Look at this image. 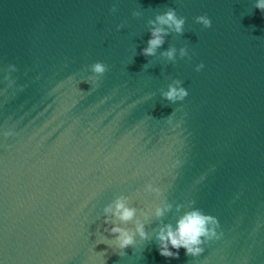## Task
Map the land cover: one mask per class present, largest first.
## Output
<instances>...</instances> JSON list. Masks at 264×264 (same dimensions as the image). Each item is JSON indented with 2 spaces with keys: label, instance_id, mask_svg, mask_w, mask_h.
<instances>
[{
  "label": "water",
  "instance_id": "1",
  "mask_svg": "<svg viewBox=\"0 0 264 264\" xmlns=\"http://www.w3.org/2000/svg\"><path fill=\"white\" fill-rule=\"evenodd\" d=\"M168 7L185 31L162 47L187 45L191 58L140 53L148 19ZM96 61L107 70L94 81ZM175 78L188 95L171 102L160 91ZM148 182L174 205L164 220L176 204L199 207L222 237L178 259L152 241L123 252L99 243L104 205L119 194L138 208L156 200ZM0 261L264 264V12L254 0H0Z\"/></svg>",
  "mask_w": 264,
  "mask_h": 264
},
{
  "label": "clouds",
  "instance_id": "2",
  "mask_svg": "<svg viewBox=\"0 0 264 264\" xmlns=\"http://www.w3.org/2000/svg\"><path fill=\"white\" fill-rule=\"evenodd\" d=\"M254 6L264 12V0H254ZM133 15L140 16L142 12L136 10ZM195 21L204 27L212 25V19L207 14L197 15ZM185 23L186 17L178 15L174 7L157 12L154 18H149L147 21L150 35L145 46L140 49V53L148 58L159 54V57L172 62L176 61L177 53L181 58H191L187 45L181 46L179 49L174 44L167 48L162 47L170 33L182 34L185 31ZM122 27L123 24L117 25V28ZM150 66L149 59L143 67L147 69ZM203 67V62L196 65L197 70ZM15 69V64L8 65L6 77ZM90 69L95 75L89 78L95 81L106 72L107 65L102 61H96L90 65ZM187 95L188 89L179 78L173 79L166 89L160 91V96L171 102L181 101ZM180 163V161L176 162L177 165ZM143 191L154 193L156 200L138 208L130 203L132 199L130 196L119 194L104 205L102 210L103 231L98 229L96 232L99 243H105L109 247L123 252V249L130 245H137L142 241H152L161 256L178 259L181 248L184 249L185 255L196 257L205 251V245L208 242L222 237L223 232L220 230V220L217 216L205 212L199 207H189L181 211L184 209V205L176 204L175 221H166L163 217L173 209L174 205L164 196V190L153 182H148ZM190 203L194 204L195 201ZM154 221H158V223L149 231L148 225L153 224Z\"/></svg>",
  "mask_w": 264,
  "mask_h": 264
},
{
  "label": "snow or ice",
  "instance_id": "3",
  "mask_svg": "<svg viewBox=\"0 0 264 264\" xmlns=\"http://www.w3.org/2000/svg\"><path fill=\"white\" fill-rule=\"evenodd\" d=\"M135 175H139V173H136ZM156 185H157L159 188H161V189H163V190L165 191V186H164L163 184H161V183H156ZM106 187H108V185H100V186L97 188V190H96V192L94 193L93 196H95V195H97V194L103 192V191L106 189ZM134 196H135V198H137V199H142V198H143V193H141L139 190H137L136 193H134ZM131 198H132V197H131ZM0 264H3V262L0 261Z\"/></svg>",
  "mask_w": 264,
  "mask_h": 264
}]
</instances>
